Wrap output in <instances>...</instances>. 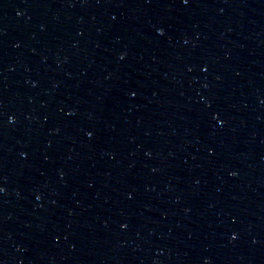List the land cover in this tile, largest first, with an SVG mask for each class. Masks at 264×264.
<instances>
[{"label":"water","instance_id":"1","mask_svg":"<svg viewBox=\"0 0 264 264\" xmlns=\"http://www.w3.org/2000/svg\"><path fill=\"white\" fill-rule=\"evenodd\" d=\"M238 5L264 113V0H238Z\"/></svg>","mask_w":264,"mask_h":264}]
</instances>
